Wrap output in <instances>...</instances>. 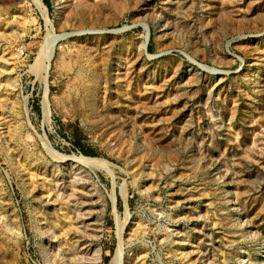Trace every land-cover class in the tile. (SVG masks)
<instances>
[{"label": "rangeland", "instance_id": "1", "mask_svg": "<svg viewBox=\"0 0 264 264\" xmlns=\"http://www.w3.org/2000/svg\"><path fill=\"white\" fill-rule=\"evenodd\" d=\"M0 264H264V0H0Z\"/></svg>", "mask_w": 264, "mask_h": 264}, {"label": "bare ground", "instance_id": "2", "mask_svg": "<svg viewBox=\"0 0 264 264\" xmlns=\"http://www.w3.org/2000/svg\"><path fill=\"white\" fill-rule=\"evenodd\" d=\"M45 57H46V61L47 62H49L50 60H51V53H50V51L49 52H47L46 54H45ZM81 158V157H80ZM80 161H81V164H83V165H92L93 166V164H95L97 161L96 160H93V159H89V158H82V159H80ZM69 218V217H68ZM67 218V219H68ZM73 227V224H70V226H69V228H72ZM10 230V229H9ZM64 230V229H63ZM68 237V236H67ZM223 261V260H222Z\"/></svg>", "mask_w": 264, "mask_h": 264}]
</instances>
